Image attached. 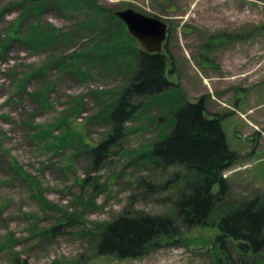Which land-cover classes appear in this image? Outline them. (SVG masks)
Wrapping results in <instances>:
<instances>
[{"label": "rangeland", "instance_id": "1", "mask_svg": "<svg viewBox=\"0 0 264 264\" xmlns=\"http://www.w3.org/2000/svg\"><path fill=\"white\" fill-rule=\"evenodd\" d=\"M58 1L0 0V264H227L217 222L247 201L264 204V0H94L168 23L176 83L134 100L125 134L97 166L91 148L112 130L109 111L134 74L133 48L100 32L106 21L86 25L87 10ZM201 97L238 156L208 223L177 221L175 237L138 258L100 255L103 228L124 213L177 220L174 203L190 173L156 163L151 150L175 109ZM225 245L235 264H264V249L239 254Z\"/></svg>", "mask_w": 264, "mask_h": 264}, {"label": "trees", "instance_id": "2", "mask_svg": "<svg viewBox=\"0 0 264 264\" xmlns=\"http://www.w3.org/2000/svg\"><path fill=\"white\" fill-rule=\"evenodd\" d=\"M44 6L45 2L36 4L34 12L39 13ZM57 6L87 10L88 12L82 14L86 18V25L89 26L99 20L106 21L104 26L114 24V29L105 30L103 26L100 32H111L112 42L130 46L131 50L133 48L134 59L131 62L135 66L134 74L109 111L112 130L108 137L91 148L97 166L110 156L111 147L125 134V124L136 112L137 105L134 100L159 96L176 85L168 75L174 72L168 37L162 52L148 53L142 47L136 46L137 40L129 34L125 23L112 9H104L94 0H59ZM18 27L19 25L13 29L14 33L9 31L12 39L17 37ZM33 29L36 30V25ZM45 36L44 42L55 41L53 35ZM33 39L35 40L36 36H33ZM22 88L21 81L18 90L21 91ZM172 118L171 129L154 142L151 152L156 158V163L166 167L183 166L190 173L184 179L183 191L174 203L177 220L162 215L124 213L103 228L97 246L100 255H112L120 259L141 257L155 240L167 236L175 237L179 229L177 221L186 228L207 224L217 203L226 194L228 183L224 172L238 160V156L228 144L221 119L208 116L204 97L194 102L186 101L175 109ZM216 185H219L217 191ZM217 228L219 234L215 242L219 245L223 260L227 264L235 262L230 259L226 250V241L234 242L239 254L261 252L264 249V204L258 199L247 201L223 215L217 222ZM15 264L26 262L16 259Z\"/></svg>", "mask_w": 264, "mask_h": 264}, {"label": "water", "instance_id": "3", "mask_svg": "<svg viewBox=\"0 0 264 264\" xmlns=\"http://www.w3.org/2000/svg\"><path fill=\"white\" fill-rule=\"evenodd\" d=\"M115 15L125 23L128 32L140 42L144 51L148 53L163 51L169 29L166 21L132 8L117 10Z\"/></svg>", "mask_w": 264, "mask_h": 264}]
</instances>
